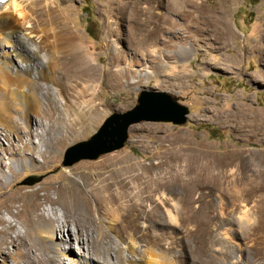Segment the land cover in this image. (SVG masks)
Listing matches in <instances>:
<instances>
[{
    "label": "rangeland",
    "instance_id": "obj_1",
    "mask_svg": "<svg viewBox=\"0 0 264 264\" xmlns=\"http://www.w3.org/2000/svg\"><path fill=\"white\" fill-rule=\"evenodd\" d=\"M51 1L49 8L50 0H17L19 10L15 15L21 18V13L31 14L30 23H34L38 31L45 26L55 31L67 27L76 30L82 37L84 49L96 60L95 91L93 97L89 91L82 93V99L78 98L77 91L52 94L41 89L38 94L42 97V108L30 110L31 133L24 128L10 133L0 127V161L4 171L0 178L6 186L0 190V217L11 219L18 209L23 210L22 218L33 226L38 222L48 224L49 217L61 220L63 214H67L70 223L65 228L64 238L68 228L75 232L77 226L84 231L97 228L104 218L103 211L93 204L90 214L82 199L77 197L74 202L71 195L76 189L81 187L88 193L111 183L108 191H99L103 195H117L120 193L117 182L137 172L124 175L118 174L117 169L132 163L148 167L161 162L165 168L161 181L166 184L169 169L189 170L180 180L181 187H175L178 195L173 196L170 188H163L154 196L179 202L176 210L168 207L171 216L176 218L170 220L168 213L166 216L164 210H159V222H146L145 215L156 205L155 200H148L145 209L129 210L131 219L119 227L124 238L135 234L139 245L150 242L153 247L160 244L163 248L175 241L177 249L184 250L180 264H202L199 254L196 255L198 245L209 251L223 246L229 264L239 258L242 264H264V0H231L226 19L232 37L225 43L216 40L210 30L199 31L192 27L191 18L182 13L190 10L188 6L172 11L168 0ZM204 1L212 7L224 0ZM146 12L156 15L147 24L144 22ZM50 18L53 20L49 23ZM152 32L156 34L150 35ZM136 34L141 39L147 38L148 42L138 40ZM3 50L0 44V53ZM117 68L122 72L118 77H111L110 71ZM143 91L151 95L165 93L172 102L187 107L186 123L134 124L122 149L97 160L64 165L69 147L88 140L113 113L133 109ZM159 100L168 105L166 99ZM22 108L20 113L12 110L7 113L20 125L25 123ZM42 109L47 111L43 113ZM64 113L62 120L59 117ZM27 143L35 158L34 167L29 171L16 166ZM122 158L129 159L124 163L120 161ZM209 161L214 166L213 173L220 172L217 180L224 183V191L200 188L195 196L202 191L209 193L211 202L186 208L178 201L189 190L182 185V179L194 182L193 170ZM218 164L223 169H216ZM112 173H115L113 179L102 181ZM217 180L212 179V182L217 183ZM135 185L130 184L128 192L136 193ZM16 186L23 189L13 193ZM242 189L243 195L253 189L255 192L250 197L234 200L236 192ZM18 195L20 202L15 200ZM204 207L208 211V224L200 226ZM42 213L47 220L41 218ZM146 225L150 227L144 234ZM103 227L115 243L123 246L104 223ZM5 229L0 225V242L23 230L19 224L17 230L4 235L1 231ZM193 230L197 232L196 240L193 235L186 237ZM33 242L45 245L35 237ZM181 245L185 246L181 248ZM71 246L77 253L82 251L76 238L72 239ZM203 260L207 259L203 257ZM214 262L218 263L219 259ZM11 263L8 259L7 264Z\"/></svg>",
    "mask_w": 264,
    "mask_h": 264
},
{
    "label": "bare ground",
    "instance_id": "obj_2",
    "mask_svg": "<svg viewBox=\"0 0 264 264\" xmlns=\"http://www.w3.org/2000/svg\"><path fill=\"white\" fill-rule=\"evenodd\" d=\"M168 2L172 6V11L178 12L179 7L188 6L190 10H184L182 13L191 18L192 27L197 30H210L215 34L216 40L224 43L232 37L226 19V14L229 11L228 4L231 0L220 1L212 7L208 6L204 0H168ZM18 6L17 0H0V44L4 46L3 52L0 53V127L3 131L10 133L16 132L20 128H24V130H28L27 133H31L30 110L34 108L36 111L37 107L42 108V97L38 94L41 89L48 90L52 94L69 90L77 91L78 98L82 99L84 98L82 93L89 91L91 97H93L98 68L95 64L96 60L84 49L82 37L76 30L67 27L66 29L55 31L54 28L45 26L38 31L35 28V24L30 23V20H32L31 14L24 12L21 13V18L16 17L15 12L19 10ZM51 7L52 1L50 0L49 8ZM151 13L145 14L146 21L144 22L146 24L155 19L156 15ZM52 20L53 18H50L48 22L50 23ZM25 23H28V25L25 26ZM134 23L141 24L138 21ZM154 33L152 32L150 35H154ZM35 37L37 38L35 39ZM137 39L148 42L147 38L141 39L138 35ZM121 72L122 69L117 68L110 71L109 74L111 77H118ZM21 107L24 108H22L24 110H22L24 125H20L15 118L7 115L9 110L20 113ZM42 111L44 113L47 110L42 109ZM64 117L65 113L64 116L59 118L63 120ZM43 142L45 141L43 140ZM22 151L24 154L19 156L16 166L29 171L34 167L33 160L35 159L29 143L24 146ZM127 159L129 158H122L120 161L125 163L128 161ZM160 163L148 167L139 163H132L117 169L116 172L118 174L122 173L124 175L137 171L117 182L120 189V193L117 195H103L99 191L101 189L108 191L111 183H105L98 189L88 191V193L81 187L76 189V192L71 195L74 202L77 197L82 199L90 214L93 212V204L98 210L103 211L104 218L101 223L99 222L100 224L97 228H90L84 231L80 226H77V232L68 228V235L64 238L65 228L69 227L70 223L67 214H63L61 220L49 217L48 224L38 222L33 224V226L28 220L22 218L21 211L23 210L18 209L16 213L11 215V219L0 217V225L6 227L5 230L1 231L4 235H7L8 231L17 230L19 224L23 228L21 231L18 230L9 240L4 239L3 242H0V264H7L8 259L12 260L11 264H180L184 250L177 249L175 241L168 242L164 248L160 244L153 247L150 242L141 246L138 244L139 241L135 238V234H130V237L126 239L122 236L119 229L120 226H124L131 219L129 210L134 207H137V209L146 207L145 204L148 203V200H155L154 203L156 205L152 207V211H149L150 213L146 212L148 213L144 217L146 222H159L161 220L160 215H158L159 210H164L166 216L168 213L170 220L176 218L171 216L168 207L171 206L174 208L173 210H176L179 202H170L171 200L163 196L155 199L154 196L163 188H170L173 196L178 195L175 187L179 185L181 178L187 175L189 170L169 169L166 184L161 181L165 168L163 169ZM220 165L218 164L216 169H223ZM40 168L44 169L43 165ZM213 169L214 166L209 161L193 170L196 181L195 178L194 182H183L184 179H182V185L189 190L178 201L187 206L186 208L194 206L195 203L205 204L211 202V199H208L209 193L202 191L198 196H195L200 188L224 191V183L217 180L220 172L218 171V174H214ZM3 173L0 161V176ZM113 176H115V173H112L102 181L113 179ZM212 179H216L217 183H213ZM132 183L136 184L135 186L138 188V191L134 194L128 192V186ZM5 187L0 178V190L5 189ZM22 189L23 187L16 186L13 193H19ZM244 192L243 189L236 192L237 195L234 196V200H240L242 196L250 197L255 190H251L246 195H243ZM15 200L20 202L21 197L18 195ZM20 207L22 208V206ZM6 210L10 212L9 208ZM51 212L54 214L53 208ZM40 216L43 220H47L44 213ZM203 217L199 223L200 226L208 224L206 207L203 208ZM91 220H94L93 216ZM103 223L109 232L115 233L123 246L112 240L104 229ZM144 227V230L141 231L147 234L150 225ZM82 231L84 232L82 233ZM190 232L186 234V237L190 238L193 235L194 240H196V230ZM34 237L40 241L39 243L42 242L45 245H36L33 242ZM73 238H76L79 245H81L82 251L80 253H77L71 246ZM63 244L69 246L62 247ZM10 246L13 249H9ZM221 247L220 250L209 251L206 247L198 245L195 249L197 251L196 255L197 253L199 254L200 258H198L202 264H226V262H229V260L227 261L228 253H225L223 246ZM203 257L207 260H203ZM217 259H219V262L215 263L214 261ZM64 260H69L70 262L66 263ZM232 264H242V260L240 258L236 259V261L232 260Z\"/></svg>",
    "mask_w": 264,
    "mask_h": 264
},
{
    "label": "water",
    "instance_id": "obj_3",
    "mask_svg": "<svg viewBox=\"0 0 264 264\" xmlns=\"http://www.w3.org/2000/svg\"><path fill=\"white\" fill-rule=\"evenodd\" d=\"M160 98L167 100L163 105ZM176 101V99L174 98ZM189 109L172 102L165 93L153 95L143 91L138 104L123 113H113L88 140L69 147L65 153L64 165L72 166L81 160H97L102 155L122 149L129 139V129L140 122H165L183 125L187 121Z\"/></svg>",
    "mask_w": 264,
    "mask_h": 264
},
{
    "label": "trees",
    "instance_id": "obj_4",
    "mask_svg": "<svg viewBox=\"0 0 264 264\" xmlns=\"http://www.w3.org/2000/svg\"><path fill=\"white\" fill-rule=\"evenodd\" d=\"M92 31V30H91ZM92 35V34H91Z\"/></svg>",
    "mask_w": 264,
    "mask_h": 264
}]
</instances>
